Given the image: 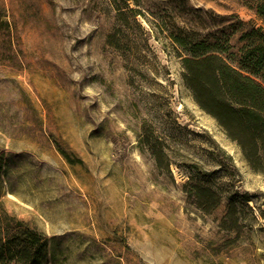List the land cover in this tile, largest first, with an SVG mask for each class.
<instances>
[{"label":"rangeland","instance_id":"1","mask_svg":"<svg viewBox=\"0 0 264 264\" xmlns=\"http://www.w3.org/2000/svg\"><path fill=\"white\" fill-rule=\"evenodd\" d=\"M250 26L253 0H0V212L41 264H264V170L183 80Z\"/></svg>","mask_w":264,"mask_h":264},{"label":"trees","instance_id":"2","mask_svg":"<svg viewBox=\"0 0 264 264\" xmlns=\"http://www.w3.org/2000/svg\"><path fill=\"white\" fill-rule=\"evenodd\" d=\"M253 1L264 24V0ZM176 40L183 44L180 37ZM239 40L243 44L237 55L228 53L223 45L211 43L188 47L189 55L182 61L183 80L200 108L237 143L249 166L262 171L264 28L250 26ZM2 160L0 156V173ZM208 193L206 197L211 200L212 193ZM47 247L45 235L0 212V264H41Z\"/></svg>","mask_w":264,"mask_h":264}]
</instances>
